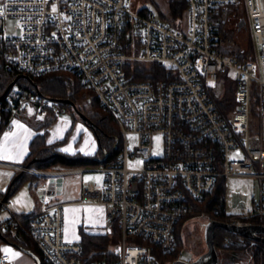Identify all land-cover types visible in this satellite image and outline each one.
<instances>
[{"label": "built area", "instance_id": "built-area-1", "mask_svg": "<svg viewBox=\"0 0 264 264\" xmlns=\"http://www.w3.org/2000/svg\"><path fill=\"white\" fill-rule=\"evenodd\" d=\"M187 2L181 28L137 0L0 2V66L18 77L76 72L119 130L105 164L75 170L105 174L102 185L82 181L80 202L105 207L102 235L110 240L108 247L86 253L80 241L65 239L64 204L57 200V180L64 171H45L40 207L34 211L15 209L0 189L1 208L8 211L5 224L33 242L42 264L181 260L178 224L197 216L218 220L196 203L222 177L260 181V197L251 209L224 221L264 220V0ZM216 7L231 11L238 29L249 33L251 48L241 50L244 58L227 52L226 40L219 41ZM136 62L155 63L164 76L139 79ZM30 108L45 117L66 111L60 100L16 82L0 95V112L12 114L3 130ZM9 260L8 253L1 254L0 264Z\"/></svg>", "mask_w": 264, "mask_h": 264}, {"label": "trees", "instance_id": "trees-1", "mask_svg": "<svg viewBox=\"0 0 264 264\" xmlns=\"http://www.w3.org/2000/svg\"><path fill=\"white\" fill-rule=\"evenodd\" d=\"M153 1L154 0H150ZM187 0H168L167 10H163L158 6V13L154 14L158 16L162 21L172 25L173 27H180L183 25L185 17L187 15ZM146 10L149 8H145ZM144 10V9H143ZM233 10L238 14V7H233ZM232 10V11H233ZM233 15L230 11L229 15ZM228 13L222 11L220 7H216L213 14V22L215 23L219 41L231 40V32L228 29ZM251 48V43L249 44ZM227 52L236 54L239 58H244L245 56L241 54V50L227 49ZM136 67L139 79H157L164 76V68L155 63H143L136 62ZM18 77L17 73L11 72L6 65L0 66V95L5 92L8 85ZM37 83L39 90L45 95L61 101V104L65 107L67 111H72L74 115L77 113L74 111L73 107L64 102V99H70L74 101L78 108L84 112L94 123V130L99 139V149L92 155H82L77 154H66L63 153L58 147L61 141L49 143L46 140L47 137V126L55 119L53 116H46L40 127H43L42 132L37 133L31 140L29 144V152L24 159L25 166L39 170H49V169H67V168H77L90 166H101L107 162L105 160H89V159H78L82 156H87L90 158L103 157L105 152H108V157L114 153V144L119 136V130L117 125L113 121L110 114L101 106L97 96L94 92L85 87L82 83L79 75L76 72L69 70H60L47 72L43 75L27 77L21 75L17 79V85L29 90L36 91L34 83ZM83 102L85 104H83ZM0 134L3 131V126L8 122L12 116L9 112H0ZM53 153H63L71 158H63L60 156L52 155ZM21 173L19 178L12 184L9 192V197L16 192V190L26 181L31 180L32 183L37 182L39 179L38 173L31 171H21L17 170L14 174L16 176ZM226 178H219L213 191L207 193L204 199L196 203L198 210L206 209L208 211H213L214 216L218 220L224 221L230 213L225 209V193H226ZM5 194V193H4ZM3 194V196H4ZM8 197V198H9ZM217 209V211H215ZM2 208H0V213ZM185 220L180 221L177 229V239L178 245L184 246L185 239ZM251 223H264V220L260 221L258 218H251ZM5 227V231H1V228ZM8 239L12 242L21 244L33 250L39 255V251L36 246L30 241L25 235L14 232L5 224V220H0V243L4 239ZM241 239L245 241H250L244 237H240L222 227H216L214 230V242L216 248L229 247L232 249L241 248V245L231 243L226 244L228 240L234 241V239ZM80 242L86 253L95 251L101 248L108 247L110 245V240L102 234H88L83 232L81 235ZM264 250V244H261ZM256 251V254H258ZM174 259V257H170Z\"/></svg>", "mask_w": 264, "mask_h": 264}, {"label": "crops", "instance_id": "crops-1", "mask_svg": "<svg viewBox=\"0 0 264 264\" xmlns=\"http://www.w3.org/2000/svg\"><path fill=\"white\" fill-rule=\"evenodd\" d=\"M63 114L56 116L47 126V142L61 141L58 148L66 154L80 153L82 155H92L97 152L99 149V139L94 128L83 119L79 120L75 118L76 115L72 114L73 119H68L62 118ZM10 123L11 127L3 130L0 134V173H3V178H0V189L3 194L6 193L8 185L15 177V172L20 170L21 166H25L23 162L29 152V144L32 138L44 130L43 127H40L42 123L39 125L30 124L16 116L12 117ZM93 133L96 135L97 141L92 136ZM76 169H49L64 171L63 175L60 176L63 177L62 194H64V197L60 200L58 193L57 200L64 204V235L68 242L80 241L83 232L96 235L102 234L105 220V207L103 205L80 202L82 181L79 182V179L71 177L72 174L79 176L82 174L75 171ZM40 171L42 172H38V175L47 177V173L45 172L47 170ZM40 176L38 177L39 179ZM36 186L37 182L32 183L31 180L24 182L7 199L8 202L15 209L23 212L38 209L41 201V189L36 194V190L34 189ZM80 208H85V210L91 213V217L93 214H96L97 219L95 221L89 220L86 223L79 221L74 223L75 221H73L72 217L75 212L81 210ZM0 220L3 221L4 219ZM4 253L9 254V264H38L32 254L7 242L5 239L0 243V256Z\"/></svg>", "mask_w": 264, "mask_h": 264}, {"label": "rangeland", "instance_id": "rangeland-1", "mask_svg": "<svg viewBox=\"0 0 264 264\" xmlns=\"http://www.w3.org/2000/svg\"><path fill=\"white\" fill-rule=\"evenodd\" d=\"M138 3L143 4L145 7L149 8L154 14L158 13V6L164 11L168 8V0H137ZM241 8V7H240ZM240 12L245 14V12L240 9ZM237 17H234L232 14L228 16V29L231 32V40L226 42L227 49L242 50L246 49L247 53L250 51L251 38L247 31L243 29H238V24L236 21ZM11 24V21H9ZM188 25V24H187ZM83 104H85L83 102ZM75 111V110H74ZM76 112V111H75ZM72 111H66L62 115V118L73 119ZM74 115V114H73ZM17 118H21L23 121H26L30 124L39 125L44 121L45 116L40 115L35 108H30L28 110L22 111L16 115ZM77 119L81 120L82 118L76 114ZM96 139V135H92ZM97 141V139H96ZM131 145L134 144L133 141H130ZM156 148L161 149L162 139L161 137H156ZM86 167H92L90 165ZM66 176V175H65ZM71 177L74 179L77 178L80 181H87L90 184L102 185L104 183L105 174L102 171H84L80 176L72 174ZM0 178H3V173H0ZM46 176L41 175L40 179L37 181V186L34 188L36 194L39 189H42L43 182ZM226 183V193H225V209L230 214H239L247 212L251 209L254 202L260 197V181L254 177L248 176H229L225 180ZM64 194H59L58 198L63 199ZM10 205L14 207L11 203ZM78 212H75L72 219L79 222H87L89 220L95 221L97 215L89 213L85 208H80ZM8 216V211L2 209L0 213V219H6ZM91 218V219H90ZM208 221L207 216H197L190 218L185 224V239H184V253L182 254V259L188 261L196 259L202 252L207 248L205 239H204V228L203 224ZM248 239V238H246ZM245 241L235 238L234 241L228 240L226 244L235 243L238 246L241 245V248L232 249L229 247L218 248L219 255V264H264V250L261 247V242L254 241ZM258 254H256V251Z\"/></svg>", "mask_w": 264, "mask_h": 264}, {"label": "water", "instance_id": "water-1", "mask_svg": "<svg viewBox=\"0 0 264 264\" xmlns=\"http://www.w3.org/2000/svg\"><path fill=\"white\" fill-rule=\"evenodd\" d=\"M243 23V21L240 22V26ZM17 79H14L7 87V89L5 90V93L13 86L15 85V83L17 82ZM36 91L38 93H41V90H39L37 83H34ZM64 102L70 104L73 109L76 111V113L86 122L88 123L91 127H95L93 121L84 113L82 112L77 104L70 100V99H64ZM52 155L55 156H60L63 158H71L72 157H68L67 155H64L63 153H53ZM108 155V152L104 153L103 157H99V158H90L87 156H82L79 157L78 159H89V160H105L106 157ZM21 175V173H18L10 182V184L8 185V188L6 190V193L3 197V199L6 201L9 197V192H10V188L12 186V184L19 178V176ZM58 191L57 193H62V189H63V177H58ZM0 208H1V203H0ZM216 227H222L238 236L244 237V238H248L254 241H259L261 243L264 244V223H251V224H246V225H238V224H234V223H229L226 221H221V220H210L206 223L203 224V228H204V239L207 245V250L200 254L196 259L192 260V261H186L184 259L181 260H175L172 264H219V255H218V250L216 248L215 242H214V230ZM6 228L2 227L1 231H5ZM5 240L9 243L14 244L15 246L19 247L20 249H23L24 251L32 254L36 260L38 264H42L41 259L39 257V255L37 253H35L33 250L23 247L22 245H20L19 243L16 242H12L8 239L5 238Z\"/></svg>", "mask_w": 264, "mask_h": 264}, {"label": "flooded vegetation", "instance_id": "flooded-vegetation-1", "mask_svg": "<svg viewBox=\"0 0 264 264\" xmlns=\"http://www.w3.org/2000/svg\"><path fill=\"white\" fill-rule=\"evenodd\" d=\"M206 250H207V248H206ZM206 250H205V251H206ZM205 251H204V252H205ZM204 252H202V253H204ZM202 253H201V254H202ZM193 260H194V259H193ZM188 261H192V259H191V260H188Z\"/></svg>", "mask_w": 264, "mask_h": 264}, {"label": "snow or ice", "instance_id": "snow-or-ice-1", "mask_svg": "<svg viewBox=\"0 0 264 264\" xmlns=\"http://www.w3.org/2000/svg\"><path fill=\"white\" fill-rule=\"evenodd\" d=\"M53 10H55V8Z\"/></svg>", "mask_w": 264, "mask_h": 264}]
</instances>
